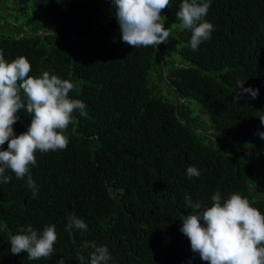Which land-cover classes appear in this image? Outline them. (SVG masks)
<instances>
[{"label": "trees", "instance_id": "16d2710c", "mask_svg": "<svg viewBox=\"0 0 264 264\" xmlns=\"http://www.w3.org/2000/svg\"><path fill=\"white\" fill-rule=\"evenodd\" d=\"M27 1L26 25L52 32L17 26L22 37L0 36V51L9 62L26 57L31 76L48 71L72 81L69 96L86 108L73 113L66 149L35 153V198L26 178L6 171L11 180L0 182V264H81V253L90 264L92 249L82 246L92 241L107 246L109 264H208L180 231L191 211L186 195L210 207L213 194L226 199L238 192L264 214V0H211L206 19L214 31L196 51L190 30L176 18L182 0H170L161 15L177 27L168 44L158 46L164 63L157 48L122 41L111 0ZM168 45L177 60L171 61ZM151 75L184 101L156 93ZM237 81L258 89L257 97L237 99ZM189 99L206 120L192 116ZM17 115L19 135L31 116L25 110ZM248 146L256 160L238 155ZM6 149L7 142L0 146ZM189 166L200 176L189 178ZM73 213L86 232L66 231ZM29 225L37 231L55 225L50 258L30 261L26 252H10L9 236Z\"/></svg>", "mask_w": 264, "mask_h": 264}, {"label": "clouds", "instance_id": "9594fccd", "mask_svg": "<svg viewBox=\"0 0 264 264\" xmlns=\"http://www.w3.org/2000/svg\"><path fill=\"white\" fill-rule=\"evenodd\" d=\"M111 2L115 6L122 41L133 48L155 47L164 60L166 54L162 49L160 52L158 46L169 41L171 27H164L167 17L162 16L161 11L169 7L170 0ZM210 5L211 0H182L176 12L180 27L191 32L190 47L193 51L209 40L214 31V25L206 19ZM35 31L42 35L52 32ZM30 71L31 64L26 57L18 56L9 62L0 51V146L7 142V149L0 150V182H10L11 177L5 173L11 171L17 179L26 178L35 198L38 189L31 175V166L36 164L35 153L66 149L69 140L65 132L73 121V113L79 111L83 114L86 105L69 96L75 87L72 81L48 71L40 76H31ZM243 85L244 81H237V99L243 93L257 97L258 89L244 88ZM178 101L182 102L184 98ZM20 110L31 116V122L25 132L16 135L13 125L20 119L17 115ZM202 119L206 120L205 115ZM259 119L264 124V115ZM183 122L186 123L185 120ZM207 131L211 132V129ZM259 135L264 139V133ZM255 155L254 160L257 153ZM186 173L189 178L200 176L195 166H189ZM211 200L209 207L185 196V208L191 211L183 216L180 231L189 239L191 250L208 264H264V214L238 192L226 199L217 192ZM73 229L87 231L84 220L74 213L68 216L66 231L71 235ZM57 239L55 225H46L42 231L31 225L21 226L17 234L9 236L10 252L13 255L26 252L30 261L50 258ZM82 247L92 249L90 264H109L112 260L107 246L92 241L85 242ZM77 258L84 264L82 253ZM58 264H65V261L60 259Z\"/></svg>", "mask_w": 264, "mask_h": 264}, {"label": "flooded vegetation", "instance_id": "af4514ba", "mask_svg": "<svg viewBox=\"0 0 264 264\" xmlns=\"http://www.w3.org/2000/svg\"><path fill=\"white\" fill-rule=\"evenodd\" d=\"M12 1V0H9ZM30 7V3L27 0H14L12 3H8L7 0H0V36L10 37L12 34L15 37H22L23 30L12 33L10 27L6 24H10L12 27H22L24 30L35 31L36 29L30 28L26 25L27 13ZM19 12V13H18ZM21 24H20V23ZM19 37V38H20Z\"/></svg>", "mask_w": 264, "mask_h": 264}, {"label": "rangeland", "instance_id": "374dc122", "mask_svg": "<svg viewBox=\"0 0 264 264\" xmlns=\"http://www.w3.org/2000/svg\"><path fill=\"white\" fill-rule=\"evenodd\" d=\"M13 1L14 0H12V1L7 0L8 3H12ZM6 26H9L10 27L9 29H10V31L12 33H15L16 31H18L17 28L12 27L10 24H8V25L6 24ZM164 27L165 28H170L171 27V31H172V30L176 29L177 26L174 25V24H171L169 22L167 23L165 21ZM167 44H168V42L165 43V46ZM167 50L171 54V61L172 60L174 61V60H177L178 59L177 53L176 52H173L172 49H171V47L169 45L167 46ZM160 52H161V49H160ZM162 62H164V60H162ZM164 75H166V72L164 73ZM150 82L152 84H154V86L156 88V93L162 94L164 98H167V99H169L171 101L181 102V101L174 100L173 99V95H170L169 94L168 87L165 85V80L163 78H161L158 82H156L155 76L154 75H151ZM187 102H188L187 103L188 107L191 109L192 116L198 114V117L204 118V115H203V111L201 109V106L196 101H192V100L189 99V100H187ZM255 154L256 153H251V147L250 146H248L246 149H244L243 152H239L238 153V155L240 156V158L243 159V160H249L250 158L254 159V157L256 156ZM256 186H258V184ZM256 194L258 196L259 195V191H257Z\"/></svg>", "mask_w": 264, "mask_h": 264}]
</instances>
